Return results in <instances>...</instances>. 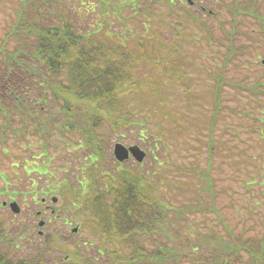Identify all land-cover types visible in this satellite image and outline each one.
<instances>
[{
    "label": "trees",
    "instance_id": "obj_1",
    "mask_svg": "<svg viewBox=\"0 0 264 264\" xmlns=\"http://www.w3.org/2000/svg\"><path fill=\"white\" fill-rule=\"evenodd\" d=\"M75 1L79 3V9L76 8L78 10L75 12L81 15V18L85 16L83 12L100 11V15L102 16L100 21L101 26L96 27L94 24L98 21L86 20L88 22L83 29V22L80 21L81 18L79 16H73L68 10L69 4L73 7L72 2ZM75 1L17 0L16 2L18 5L13 9V16L15 15V18L9 24L3 39L0 40V67L4 71L3 76L6 86L10 87L11 84L9 80L5 81V77L11 73H16L19 76L17 84L20 89L21 87L23 89L18 91L16 88L13 91V98L16 99L13 107L7 106L0 95V146L2 147V152L6 153L8 148L5 132L8 129H14L13 122L15 121L16 114L20 116V122L23 118L24 125L22 124L20 127L24 133L29 132L35 134L40 132L43 135L49 126V122H54V117L59 113L62 114V119L55 125L60 129L64 137L72 140L65 142L66 144H70L65 146V148L70 152H75L77 149L85 150L87 148H91L92 150V152L87 153L86 157L88 161H84V165L82 166H86L87 169L85 180L82 182V180L78 179L79 186L77 187L65 181L62 184L68 195V200L80 212L82 211L85 214L86 223H89L90 229L96 234L99 241L101 240L104 243L102 250L106 251L107 254L106 263L121 259L126 264H164L165 259H167V264H176L179 262L177 260L179 256H184L179 254L176 248L159 242V237L155 234V232L161 231L162 228L167 229L169 219L168 212L165 211L167 208L166 204H164L162 198L156 192L157 185L154 181L156 171H153L152 174L145 172L144 167H142L143 161H136L135 167L134 165L129 167L123 165L120 167L123 163L116 159L114 154L112 160L116 163L111 169L104 167V164L110 159L107 140L110 133L116 131L121 134L120 127L131 131L133 129L129 128L130 125L141 124V126H144L142 120L138 119L135 115L136 113L143 114L145 117L155 114L153 106H150L147 100L141 97L137 98L138 103L135 104V109H132L130 104L126 103L127 99L122 97L123 91L125 90L124 86L133 88L137 85L138 81L135 77L137 69L144 63H148L150 66L155 65L156 67L165 64L164 67L170 69L173 73L176 74V71H179L180 75H185V66L183 67L181 64L178 66L175 61H168L169 58L167 57V54L177 53L181 46L180 44L174 43L168 50L165 41H162V47L168 50L163 56L160 54L154 55L151 52L147 43L149 40L144 38L142 33L136 39L135 47L129 45L126 40L123 42L117 41L118 36L114 38L111 36V32L115 33L119 29L112 23L113 18H108L111 13L110 8L112 7L114 12L113 16L120 19V15L115 11L116 6L112 5L110 0H107L106 7H104L105 0ZM136 1L146 4V0H130L132 7H135L134 2ZM192 1L193 3L195 2V0ZM208 1L211 2L210 0ZM259 1L260 3L263 2L261 0H213L209 8L201 5L200 8L205 10L207 17H214L216 15L217 6L225 7L237 17L235 18V22H232L230 28H226L223 21L218 23L220 36L214 34V26L206 21V17L203 14L198 15L195 11L189 9L188 6L178 5V7L183 12L181 15L185 17L191 16L193 21L201 19L203 21V27L206 30H212V33L206 36V41L208 38V44L212 40L213 42H222L225 39L228 42H232L241 36L245 38L249 37L250 42H245L243 39V41L237 43L236 48L225 50V52L229 53L228 55H238V60H241L242 57H246V49H259L260 42L258 38L251 37L252 34L246 27H240V25L244 26L251 19L249 15L254 19L264 18ZM211 4H215L216 9H213ZM58 5H60L59 8L57 7ZM135 11L138 13L141 11L149 12L141 6H136ZM201 13L203 12L201 11ZM106 16L108 19L104 18ZM76 20H79V23ZM92 23L94 25L93 28L90 26ZM160 23L165 25V21L162 18ZM143 25L144 28L145 23ZM121 29L125 31V27L122 24ZM211 58L213 63L220 66L222 60L220 61L216 57ZM234 67L238 71L241 70V67L237 64ZM246 71L242 74L243 77L241 79L226 81V84L231 87L229 86L225 90L221 87L218 88V85H214L212 82L204 83L207 84L206 87H202L205 93L201 97L202 101L198 102L197 105L199 107L197 106L196 109L191 107V103L199 97L188 96L187 98L191 99L189 100L190 103L187 102L189 109L197 111L196 119L191 120L188 119L186 112L182 111L180 106L173 107L175 112L171 109L169 111L163 108L166 95L164 96L165 93L157 87V84L162 81L159 82L154 79L153 76L155 74L151 69L145 74L146 76L143 74V78L149 88V94L156 97L157 108L162 112L166 120V122L160 123L162 130L166 132L164 136L155 138L153 143H150L148 146L153 159L156 162L160 161L155 152V148L158 147L157 141L165 145V142L169 144L172 139L178 145V148L183 147L185 150L184 153L187 155L195 152V150L197 152L200 148L198 145L206 141L208 173L203 174L199 168L200 162H193L192 160V164L186 165L189 172L185 173L191 174L190 170L196 169V175L201 176L199 177L201 179L206 177L204 179L205 182L209 179L208 182L211 181L210 185H212L215 182V177L211 174L213 166L212 154L213 150H215L214 139L216 138L214 131L216 122L220 117V109L222 108L220 106L217 107L216 103L234 100L232 105L228 106L230 113L233 112L236 116L240 112L250 115L251 107L249 106V102H247V97H250V94H247L248 87L243 82L250 77ZM232 76L235 78V74H232ZM249 81L256 89H250L251 91H263L256 84L257 81H253L252 78ZM221 83L223 84V82ZM183 85L185 88L183 87L184 90L182 93L189 91L188 85ZM34 94L36 95L34 102L46 108V111L50 114L43 117L41 115L42 111L34 107L35 105L32 106L29 97L32 98ZM236 94H240L238 98ZM209 95L210 97H208ZM204 103H206V106H203ZM209 105H211L212 109L208 113L206 107ZM236 107L240 110L236 109ZM30 115L35 117V126L33 127L29 126V121L26 119ZM190 116L193 117L194 114ZM198 120H203L206 126L209 127L206 140H203L202 136H200L203 126L197 122ZM206 120H208V123ZM258 121L264 123V116H258ZM237 124L244 127L241 130L237 129L236 132V135L240 136L239 140L244 142L242 146L247 147L258 144L260 147H264L263 125L260 123L250 125L243 121ZM102 125L106 126V130L97 131ZM193 125H195L196 131L192 128L188 129ZM255 129L257 130V137L250 140L242 137L240 133L242 131L243 134L248 133V136H254L251 134V130L254 131ZM143 130V128L141 129L139 127L138 132L142 133ZM167 131L173 132L170 133ZM185 134L187 137L184 136ZM193 140H196L197 143H194ZM223 145L219 141L221 148ZM237 145L238 147H236ZM223 148L227 152H238L240 146L237 143H233ZM262 149L259 148L257 153H262ZM243 151L248 152V156H252L247 149ZM41 154L44 155L41 159L43 162L44 160L47 162L51 159L47 150H44ZM23 160L25 162L26 158L20 161ZM183 163H185V160ZM193 163H198V167H194ZM38 166L44 171L46 170V164L45 166L40 164ZM24 169L30 171L27 168L26 162ZM182 175L184 176V174ZM254 180L252 179L250 182H254ZM188 182L191 183L190 181ZM31 184L34 185L33 183ZM48 191L52 190L49 188ZM13 192L6 193L10 198H15ZM28 192H31L34 199H36V194L38 193L37 187L29 188ZM217 193H219V189L216 188L213 196L216 197ZM21 194L25 196V193ZM35 213L37 214V212ZM24 227L25 224L19 221L16 225L14 235H9L0 220V264H63L61 262L66 261V256H64L61 259L58 258L60 259L59 263L56 260V263H54L51 261L54 260L51 255L45 254L43 246L45 248L48 247V233H44V243L33 240L28 235L21 238L22 233L27 232V230L23 229ZM247 230L244 229L241 231L240 238H235V244L231 242L233 238L232 233H230L231 231L228 232L225 230V238H215L217 242L215 243L216 246L214 249L218 251L225 249V252L228 251V253L232 249L234 257L242 258L244 252L239 251V248L242 247L249 253V259L253 258V260H258L261 264H264V237L257 238L254 241L250 236L246 240L244 235ZM165 232L159 233L163 235ZM147 233L151 235V239L158 237L153 241L155 246L152 249H147L139 241ZM40 235L42 234H38V236ZM15 237L19 238V240L21 239L20 242L25 248L24 250L22 249L23 252L21 253L17 252V248L20 247L15 244ZM198 239L199 244L203 245L201 239ZM118 241L122 243L119 244ZM210 241L211 238L207 239L208 243ZM209 245L207 244V247L210 250V254L213 255L212 249L210 248L211 245ZM193 246L199 245L195 242L193 245H190L192 251L195 250L192 248ZM248 246L251 247L249 251ZM30 247H32L31 250H29ZM97 251L103 253L100 248ZM122 251L126 254H122ZM73 252L78 259H81V264H96L93 257L89 255L83 257L82 254L84 253L80 248ZM170 253L175 258H171L173 262L170 260ZM251 264L254 263L251 262Z\"/></svg>",
    "mask_w": 264,
    "mask_h": 264
},
{
    "label": "rangeland",
    "instance_id": "obj_2",
    "mask_svg": "<svg viewBox=\"0 0 264 264\" xmlns=\"http://www.w3.org/2000/svg\"><path fill=\"white\" fill-rule=\"evenodd\" d=\"M210 1L211 2L208 0H195L194 3L192 1V3H189L187 0H149V4L148 0H146V4L136 1L134 2L135 7L141 6L149 11H141L138 13L135 11V7H132L130 0H110V3L116 6L115 11L120 15V19L113 16L114 12L112 7L110 8L111 13L108 18H113L112 23L119 29V31L117 30L115 33L111 32L113 38L118 36L117 41L123 42L126 40L129 45L135 47L136 39H138V36L142 33L144 38L149 40L147 43L151 52L154 55L160 54L163 56L174 43L180 44L181 48L178 52L167 54V57L169 58L168 61H175L178 66L180 64L183 67L185 66L186 74L180 75L179 71H176L175 74L170 69H166V67H164L165 64L158 67L155 65L150 66L148 63L141 64L135 76L138 81L137 85L133 88L124 86L125 90L123 91L122 97L127 99L126 103H129L132 109H135V104L138 103V97L147 100L149 105L153 106L155 114L145 117L143 114L136 113L135 115L138 119L142 120L144 126H141V124H139L140 126L130 125L129 128L133 129L131 131L120 127L121 129L119 130L122 132L121 134L116 131L110 133L107 137L108 149L111 160L114 158L112 149L116 141H121L126 145L138 144L145 150L146 154L142 160V167H144L145 172H150V174L156 171L154 174V181L157 185L156 192L162 198L164 204H166L167 208L165 211H167L169 215L167 229L162 228L161 231H159L166 232L163 235L159 232H155V234L159 237H157L159 242L176 248V251L184 256H179L177 259L179 262L176 264H251V262L254 264H261L258 260H253V258L249 259L250 255L245 248H239L240 252H244L242 258L234 257L232 249L229 250L228 253V251L225 252V249L218 251L214 248L217 242L215 238L226 237L225 230L228 232L231 231L230 233H232L233 236L231 242L234 244L235 238H240L241 231L244 229H248L244 235L246 240L250 236L254 241L257 238L260 239L264 237V147H260L258 144L244 147L242 146L244 142H241L239 140L240 136L236 135L237 129L241 130L244 128L237 124L240 121L250 125L260 123L264 126V123L258 121V116H264V90L259 92L251 91L250 89H256L249 81L252 77L262 75L258 67L260 65L259 58L264 55V52L261 48H257L256 50L248 48L246 49V57H242L241 60H238V55H228L229 53L225 52V50L236 48L237 43L243 41V39L245 42H250L249 37L245 38L243 36L232 42L223 39L222 42H213L212 40L208 44V38L206 41V36L211 34L212 30H206L203 27V21H201V19L193 21L191 16L190 18L181 15L183 12L179 9L178 5L188 6L189 9L195 11L198 15L203 14L206 17V21L214 26V34L220 36L218 23L223 21L224 26L230 28L232 22L234 23L237 17L223 6H217L216 9L215 4L211 5L213 9H216V15L214 17H207L205 10L200 7L204 5L205 8H209L210 3H213V0ZM261 1L263 2L260 3L259 1V5L261 6L263 16L264 0ZM16 2L17 0H0V40L3 39L9 24H11L15 18V15L13 16V9L18 5ZM75 2H72L73 7L68 3V10L73 16H79V18H81V15L75 12L79 9V3ZM104 2V7H106L107 0ZM59 6L60 5L57 7L59 8ZM201 11L203 13H201ZM83 13L85 16L80 20L83 22V29L88 22L86 20L98 21L93 23L96 27L101 26L100 21L102 16L100 15V11L95 12L94 10V12ZM249 17L251 19L248 20L244 26L240 25V27H246L247 30L251 32V37L258 38L259 42L263 43L264 18L254 19L251 15H249ZM104 18L108 19L107 16ZM161 18L165 21V25L160 23ZM76 21L79 23V20ZM93 23L90 24L91 28L94 26ZM143 23H145L144 28ZM121 24L125 27V31L121 29ZM162 41H165L168 50L162 47ZM211 57L219 58V60L223 62L221 61L220 66H218L212 62ZM236 64L241 67L240 71L235 69L234 65ZM150 69L153 70L155 74L153 76L154 79L159 82L162 81L157 84V87L165 93L164 96H167H165V105L163 108L169 111L171 109L175 112L173 107L180 106L182 111L186 112V116H188L189 120L196 119L197 111L189 109L187 102L190 103L189 100L191 99L187 97H199L191 103V107L196 109L198 102L202 101L201 97L204 96L203 94L205 93L202 87H206L207 84L204 83L212 82L214 85H218V88L221 87L225 90L230 86L226 84V81L241 79L243 77L242 74H244L246 70V73L250 75V77L243 82L247 84V94H250V97H247V102H249L252 114L249 113L250 115H247L246 113L240 112L236 116L233 112L230 113L228 111V106L232 105L234 100L230 102L222 100L224 102L216 103L217 107L220 106L222 108L220 109V117L216 122L214 131V136L216 138L214 139L215 150H213L212 154L213 166L211 170L212 176L215 177L214 184L212 183V185H210L211 181L208 182L209 179L205 182L204 179H206V177H203V179L199 178L201 176L196 175V169H191V174L185 173L189 172L186 165L192 164L191 160L193 162H200L199 168L201 172H203V174L208 173V165L206 163V141L198 145L200 148L197 152L194 148H191L195 150V152L189 153L188 155L184 153L185 150L183 147L178 148V145H176L172 139L169 144L165 142V145L157 141L158 147L155 148V152L160 161L156 162L153 159L148 146L150 143H153L155 138L164 136L166 132L162 130L160 123L166 122V120L162 112L157 108L156 97L149 94L148 85L143 78ZM232 74H235V78H233ZM3 75L4 71L0 67V95L7 106L13 107L16 103V99L13 98L12 95L13 91L16 88L18 91L23 88L21 87L20 89L17 84L19 76L16 73H11L5 77V81L9 80L11 84L10 87L6 86L4 83ZM221 82H223V84ZM183 84L188 85L189 91L182 93L184 90L183 87L185 88ZM35 94L32 98L29 97L32 106L35 105L34 107L40 109L42 111L41 115L45 117L50 113L46 111V108L34 102ZM239 95L236 94L237 98ZM176 97H178V99H176ZM208 97H210V95ZM204 102L206 101L204 100ZM203 106H206V103H204ZM206 108L208 109V113L212 109L211 105ZM138 109L140 108L138 107ZM236 109H238V107H236ZM199 111L201 110L199 109ZM191 114H194V116L191 117ZM19 118L20 116L16 114L15 121L13 122L14 129H8L5 132L8 146L6 153L2 152V147L0 146V220L7 234L14 235L16 232V225L19 221L25 224L23 229L27 230V232L22 233L21 238L28 235L33 240L44 243V233H48V247H43L45 249V254H50L52 259H54L50 260L54 263H56L55 260L59 263V260L66 256V261L61 263L81 264V259H78L73 252L80 248L84 253L82 256L86 257L89 255L93 257L96 264H126L121 259L106 263L107 254L106 251L102 250L104 243L101 240L99 241L96 234L90 229L89 223H86L85 214H83L82 211L80 212L68 200V195L62 184V182L65 181L77 187L79 186L78 179L82 180V182L85 180L87 169L86 166H82L84 165V161H88L86 155L92 152L91 148L85 150L77 149L75 152H70L65 148V146L70 145L65 142L72 140L64 137L60 129L55 125L62 119V114L60 113L54 117V122H49V126L44 135L40 132L35 134L29 132L24 133L23 129L20 127L23 124V118L21 122ZM26 119L29 121L30 127L35 126L34 116H27ZM197 122L203 126L200 136H202L203 140H206L209 127L206 126L203 120H198ZM206 122L208 123V120H206ZM139 127L144 129L142 133L138 132ZM190 128L196 131L195 125L188 129ZM100 130H106V126L102 125L97 129V131ZM167 132L172 133L173 131ZM240 133L242 137H246L248 140L257 137L256 129L254 131L251 130V134L254 136H248V133L243 134L242 131H240ZM184 136L187 137L186 134ZM200 136L198 135V137ZM218 140L224 144L223 147L237 143L240 148L238 152H227L225 148L219 146ZM193 141L197 143L196 140ZM236 147H238V145ZM259 148H263L262 153H257ZM43 149L47 150V153L51 157L47 162L46 160H44V162L41 160L44 157V155L41 154L44 151ZM245 149H247L252 156H248V152L243 151ZM24 158H26L25 162L30 171L24 169V160L20 161ZM110 159V162L108 161L104 164V167L108 169H111L116 163L113 160L112 163ZM184 160L185 163H183ZM122 163L120 167L123 165L127 167L136 166V160L131 157L122 161ZM39 164L43 166L46 164V170L44 171L41 169L38 166ZM193 165L194 167H198V163H193ZM182 174H184V176ZM252 179H255L254 182H250ZM34 187H37L38 190L36 199H34L31 192H28L29 188ZM49 188L52 191H48ZM214 188L219 189V193H217L216 197L213 196L215 192ZM11 191H14L15 198L13 200L19 205L20 209L18 212H14L10 208L11 200H9L10 197L6 192L9 193ZM21 193H25V196ZM52 196L56 197L55 201L51 200ZM42 197L45 198L44 203L40 202V198ZM2 200H5L4 204H6V206L1 205ZM46 205L48 206L47 208ZM43 208L44 211L40 212L39 215L35 213L37 210H42ZM260 215H262V217H260ZM39 220L44 221L43 226L38 225ZM73 226L77 227V231H71ZM39 229L43 231L40 236H38ZM157 238L151 239V235L147 233L143 235L139 241H141L140 243H142L144 247H147V249H152L155 246L153 241ZM198 238L201 239L203 245L199 244ZM209 238H211V241L208 243L207 239ZM14 241L15 244L20 247L17 248V252H23L25 248L20 242L21 239L19 240V238L15 237ZM194 242L199 246H193L192 248L195 250L192 251L190 245H193ZM207 244L211 245L209 246L212 249L213 255L210 254ZM76 247L77 249H75ZM98 247L103 253L97 251L99 249ZM31 249L32 247L29 248V250ZM249 249H251V247L248 246V251ZM124 252H126V250H124ZM227 253L228 255L224 257ZM122 254L126 253L122 251ZM171 258L175 259L172 253H170V260L173 262ZM166 260L167 259H165L164 264H167Z\"/></svg>",
    "mask_w": 264,
    "mask_h": 264
},
{
    "label": "water",
    "instance_id": "obj_3",
    "mask_svg": "<svg viewBox=\"0 0 264 264\" xmlns=\"http://www.w3.org/2000/svg\"><path fill=\"white\" fill-rule=\"evenodd\" d=\"M113 153H114V156L116 157V159H118V160H123V159L128 158L129 154L131 153L138 161H141L145 155V151L142 148H140L138 145L133 144V145L126 146L121 142H115L114 143ZM52 200H56V197L53 196ZM10 208L15 212H18L20 209L18 203L15 200H12L10 202ZM43 223H44L43 220H40L38 222L39 225H43ZM72 230L76 231L77 227L74 226L72 228ZM41 232L42 231L39 230V233H41Z\"/></svg>",
    "mask_w": 264,
    "mask_h": 264
},
{
    "label": "flooded vegetation",
    "instance_id": "obj_4",
    "mask_svg": "<svg viewBox=\"0 0 264 264\" xmlns=\"http://www.w3.org/2000/svg\"><path fill=\"white\" fill-rule=\"evenodd\" d=\"M263 44H264V42L263 43L260 42V47H261L262 51L264 52V45ZM259 59H260V65L258 67V70L262 74L261 76H259V83H260V85L264 86V55L262 57H260ZM12 199H14V198H9V200H12ZM4 201L5 200L1 201V205L2 206H6V204H4ZM41 202L42 203L45 202V198L44 197L41 198ZM47 207L48 206L46 205V208ZM43 211H44V208L42 210H37L36 212H37V214H40V212H43ZM118 243L121 244L122 242L118 241Z\"/></svg>",
    "mask_w": 264,
    "mask_h": 264
}]
</instances>
